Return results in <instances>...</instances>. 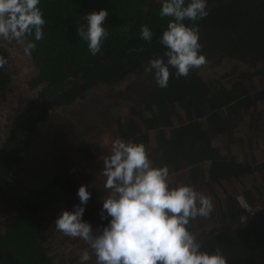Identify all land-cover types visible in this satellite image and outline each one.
<instances>
[{"label": "trees", "instance_id": "obj_1", "mask_svg": "<svg viewBox=\"0 0 264 264\" xmlns=\"http://www.w3.org/2000/svg\"><path fill=\"white\" fill-rule=\"evenodd\" d=\"M162 3L41 0L39 7L47 21L44 38L28 39L36 43L30 55L38 70L29 85L34 90L42 88L15 117L0 147V264H50L37 224L44 210L43 199L62 183L70 196L68 209L80 204L76 176H87L67 152L54 157L60 178L55 177L40 190H21L15 185L25 156L35 146L39 128L48 122L52 111L75 105L90 89L115 84L134 73L145 74L147 82L126 90V120L117 123L121 137L148 148L149 129L155 128V149H150L154 166L169 168L173 186L192 185L213 198L211 217L217 224L207 231L203 230L207 218L191 224L196 235L201 229L203 250L211 253L221 249L228 264H258L256 255L262 250L264 263V158L260 156L264 139V0H208L209 15L197 21L201 54L207 64L187 78H177L175 69H170L172 76L164 89L157 86L154 74L145 71L150 59L166 60L160 39L170 20L159 14ZM100 10L109 12L104 24L109 37L101 53L93 56L79 37L78 27L87 24V14ZM142 25L153 32L151 42L140 38ZM0 57L9 63V55L1 47ZM8 63L0 68V106L12 82ZM218 69L220 74L210 75ZM234 145L245 146L244 161L232 157ZM255 172L260 180L251 185L249 178ZM235 183L249 186L262 208L247 225L221 228L235 220L238 224L243 213L236 200L237 191L232 189ZM249 190L246 188V201L250 204ZM95 200L91 194L83 215L94 231V222L102 229L111 220L101 219L102 208Z\"/></svg>", "mask_w": 264, "mask_h": 264}, {"label": "clouds", "instance_id": "obj_2", "mask_svg": "<svg viewBox=\"0 0 264 264\" xmlns=\"http://www.w3.org/2000/svg\"><path fill=\"white\" fill-rule=\"evenodd\" d=\"M40 3L41 0H0V40L15 41L30 55L36 43L28 38L42 40L47 23ZM159 14L170 20L160 39L166 60L150 59L145 71L154 74L157 86L164 89L172 76L170 69H175L177 78H187L193 70L207 64L206 56L201 54L197 21L209 15L208 0H163ZM108 15L107 10L93 11L84 17L87 24L78 27L79 37L93 56L101 53L109 37L104 26ZM139 35L146 42L153 39L147 25L141 26ZM7 63L0 57V68ZM103 163L101 175L106 178L103 186L107 195L100 214L101 219L111 217L107 226L94 231L83 220L84 206L91 198L87 185L78 189L80 204L72 211H62L55 220L57 232L85 242L94 253L96 264H228L221 249L211 253L203 250L191 230L193 221L208 218L214 211L211 196L192 185L173 186L169 168L154 166L143 143L117 138ZM236 200L241 208L251 212L244 196H237ZM91 258L89 251L84 250L80 262L87 264Z\"/></svg>", "mask_w": 264, "mask_h": 264}, {"label": "rangeland", "instance_id": "obj_3", "mask_svg": "<svg viewBox=\"0 0 264 264\" xmlns=\"http://www.w3.org/2000/svg\"><path fill=\"white\" fill-rule=\"evenodd\" d=\"M0 47L4 48L9 55L7 72L12 79L10 91L7 97L2 99L0 106L1 147L11 132L15 117L42 87L34 90L29 85L31 80L37 76L38 70L32 56L25 54L22 45L15 41L0 40ZM220 73L221 69H218L210 72V75ZM146 82L145 74L134 73L115 84L101 85L90 89L86 97L73 106L52 111L48 122L39 128L35 146L25 156L21 174L16 178L15 185L21 190H40L51 183L55 177L60 178L61 172L54 157L56 153L67 152L77 163L82 165L88 178L77 175L78 187L87 185V190L96 199L95 203L102 208L107 195L103 186L106 178L101 175L104 168L103 159L110 154L111 145L115 139L120 138L128 141L121 137L117 127L119 121L126 120V112L123 107L126 90L131 86L145 85ZM261 110L264 111V105ZM149 130L151 142L148 144V149L150 151V149H155L154 142L158 132L155 128ZM261 145L262 154H264V141ZM244 148L241 145L232 146V157L240 160L243 157L241 153ZM249 180L251 185L258 184L259 174L255 172ZM246 188L249 190V186H241L239 183L232 186V189L237 191V196L242 195L247 199ZM248 193L253 201L250 203L251 207L256 211L261 209L262 205L258 202V196L252 190H249ZM69 197L65 186L59 183L55 191L43 199L44 210L37 220L44 235L43 247L47 252L50 264H81L80 256L84 250H88L84 241L69 238L55 230V220L62 211H72L67 207ZM94 224L96 229H99L97 223L94 222ZM216 224L217 219L210 216L203 225V230L212 229ZM231 225H238L237 220L233 224H225L220 227L228 229ZM200 232L201 229L198 228V239ZM262 253L263 251L260 250L259 256L256 255L258 264H264L261 258ZM89 255L91 256L90 252ZM87 264H96V261L92 257Z\"/></svg>", "mask_w": 264, "mask_h": 264}, {"label": "built area", "instance_id": "obj_4", "mask_svg": "<svg viewBox=\"0 0 264 264\" xmlns=\"http://www.w3.org/2000/svg\"><path fill=\"white\" fill-rule=\"evenodd\" d=\"M249 204V203H248ZM250 205V204H249ZM241 208V207H240ZM242 209V211H243V213L239 216V218H238V225H240V226H244V225H247L250 221H251V219H252V217H253V215H254V213L256 212V210L255 209H253L252 207H251V205H250V211L251 212H249V211H247V210H245V209H243V208H241ZM241 217H246V220L245 221H242L241 220Z\"/></svg>", "mask_w": 264, "mask_h": 264}, {"label": "crops", "instance_id": "obj_5", "mask_svg": "<svg viewBox=\"0 0 264 264\" xmlns=\"http://www.w3.org/2000/svg\"><path fill=\"white\" fill-rule=\"evenodd\" d=\"M261 116H262V123L264 124V111L262 112V110H261ZM263 141H264V139H263ZM250 150H251V148H249ZM242 154V158L240 159V160H237V161H244V159H245V155H244V150H243V152L241 153ZM260 156H264V154H260Z\"/></svg>", "mask_w": 264, "mask_h": 264}]
</instances>
